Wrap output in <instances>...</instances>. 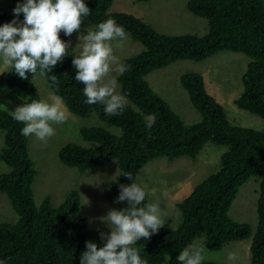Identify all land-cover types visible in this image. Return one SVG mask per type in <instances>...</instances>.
Here are the masks:
<instances>
[{
  "label": "trees",
  "instance_id": "trees-1",
  "mask_svg": "<svg viewBox=\"0 0 264 264\" xmlns=\"http://www.w3.org/2000/svg\"><path fill=\"white\" fill-rule=\"evenodd\" d=\"M84 2L91 14L84 18L80 32L88 28L95 30L99 23L111 18L142 49L122 61L131 66L130 70L116 77L128 101L119 116L110 117L104 113L103 106L85 103L84 86L74 78L72 51L68 50L63 62L44 78L49 91L62 98L71 114L83 118L96 114L109 127L81 128L79 134L85 145L65 144L57 152L58 161L79 172L115 162L117 179L104 196L119 210L127 206V202H115L119 185L138 184L137 174L149 162L157 158L195 160L207 143L224 146L227 150L220 157L217 171L177 204L178 225L172 229L163 227L150 240L138 241L134 247L140 250L147 264H162L165 260L168 264H178V254L203 235L205 249L212 252L251 238L249 264H264V129L232 124L224 108L207 92L198 73H185L179 78L192 107L200 115V120L192 124L184 123L145 79L150 72L177 61L202 62L221 51L241 53L249 61L241 78L242 93L234 104L264 120V0H188L187 11L207 23V32L202 36L159 33L131 14L110 12L113 0ZM14 18L0 9V25ZM60 35L65 41L73 36ZM53 74L59 80L58 90L50 80ZM6 85L24 103L42 98L34 80L31 81V74L25 80L14 72H6ZM152 116L155 121L149 128ZM22 127L0 108V133L4 136L0 162L9 169L0 174V194L6 196L17 216L15 223L0 222V261L4 264H80L86 241L103 246L100 232L104 231L91 229L87 219L79 217L77 190L69 191L57 206L48 196L35 204L32 184L36 170L29 158L28 138L21 135ZM126 172L131 173V181L123 176ZM251 178L258 181L257 227L252 237L249 225L228 216L239 188ZM145 203H148L147 196Z\"/></svg>",
  "mask_w": 264,
  "mask_h": 264
},
{
  "label": "rangeland",
  "instance_id": "rangeland-1",
  "mask_svg": "<svg viewBox=\"0 0 264 264\" xmlns=\"http://www.w3.org/2000/svg\"><path fill=\"white\" fill-rule=\"evenodd\" d=\"M23 0H0V9L13 14L17 3ZM188 0H150L148 2H136L134 0H113L110 12H123L142 19L151 25L156 31L168 35L194 34L202 36L207 32L205 20L195 17L187 11ZM19 20H23L20 14ZM88 28L73 35L69 50L75 55L79 54L83 36ZM80 36V41H79ZM117 42H112L114 54L120 62L137 54L142 46L134 42L130 37ZM248 58L241 53L221 51L202 62L177 61L165 68L154 70L146 76V82L150 88L161 97L169 107L186 124H192L200 120L199 113L192 107L186 91L182 88L179 78L185 73H198L203 77L207 92L224 108L228 120L240 127L255 130L264 129V120L246 111L238 109L234 100L240 96L243 90L241 78L246 70ZM0 108L11 114L17 107L23 106L24 101L11 93L6 85L7 69L0 64ZM112 76L117 77L116 73ZM34 85L41 100L50 101L53 95L44 80L37 78ZM117 91L122 94L117 83ZM128 103V101H127ZM64 105V104H63ZM65 106V105H64ZM66 108V107H65ZM67 110V109H66ZM69 113V119L65 124L55 125V135L44 144L34 137L28 138V154L34 164L36 176L32 189L34 202L38 205L45 197H50L54 206L59 205L65 195L71 190H77L80 195L79 217L87 219L93 230L109 232L107 224L102 221L110 209H116L115 205L106 200L104 193L117 179V165L110 162L103 167L79 172L76 169L62 165L57 158L59 149L67 143L85 145L79 134L81 128L104 127L96 114L89 117H78ZM4 147V136L0 133V149ZM226 147L207 143L195 160L187 157L168 160L157 158L146 164L137 174V182L145 188L147 201L158 202L161 209L167 212L164 227L175 228L180 221V213L177 204L182 201L192 189L217 171L220 157L226 151ZM8 167L0 162V174L8 172ZM168 195L164 196V192ZM258 181L249 179L238 190L233 200L228 216L237 222L246 223L251 229V237L256 231V200L258 196ZM17 216L12 210L9 201L4 194H0V222L15 223ZM204 235L197 238L190 246H204ZM251 238L230 243L221 251L212 252L205 249L206 259L203 262L215 264H249V249ZM235 253L236 261L228 260V253ZM162 264H168L165 260Z\"/></svg>",
  "mask_w": 264,
  "mask_h": 264
},
{
  "label": "clouds",
  "instance_id": "clouds-1",
  "mask_svg": "<svg viewBox=\"0 0 264 264\" xmlns=\"http://www.w3.org/2000/svg\"><path fill=\"white\" fill-rule=\"evenodd\" d=\"M12 11L15 18L0 25V64L21 79L27 80L31 74V81L48 78V73L63 62L68 56L70 41L62 40L60 34L71 37L79 33L84 18L91 14L84 0H24ZM21 13L22 21L19 20ZM127 36L123 26L109 18L99 23L95 30L87 31L79 54L72 56L74 78L84 86L85 103L103 106L104 113L110 117L121 115L127 104L126 96L117 91V79L111 75L122 76L130 70L131 66L120 62L112 46V42H117L116 47H120L119 42ZM78 39L80 41V36ZM50 80L58 90L57 75H51ZM11 115L23 125L22 136L34 137L44 144L55 135L54 126L65 124L69 119L62 98L55 94L50 101L24 103ZM154 121L155 116L150 117L147 126L151 128ZM123 176L132 180L131 173ZM119 189L115 202H127V206L110 209L101 218L110 231L100 232L103 246L86 241L80 264H147L134 245L157 234L164 227L168 214L158 202L145 203L147 193L138 184H120ZM167 195L165 191L164 196ZM227 258L233 262L238 259L232 252ZM205 259L202 246L186 247L176 257L178 264H203Z\"/></svg>",
  "mask_w": 264,
  "mask_h": 264
},
{
  "label": "crops",
  "instance_id": "crops-1",
  "mask_svg": "<svg viewBox=\"0 0 264 264\" xmlns=\"http://www.w3.org/2000/svg\"><path fill=\"white\" fill-rule=\"evenodd\" d=\"M248 246H249V245H248ZM248 246L246 247V249H249V248H250V247H248Z\"/></svg>",
  "mask_w": 264,
  "mask_h": 264
}]
</instances>
